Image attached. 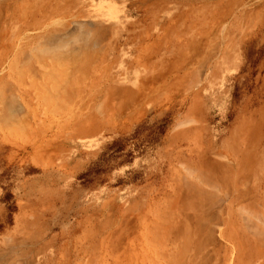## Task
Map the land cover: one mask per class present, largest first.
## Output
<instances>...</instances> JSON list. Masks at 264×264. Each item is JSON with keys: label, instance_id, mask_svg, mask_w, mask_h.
I'll return each mask as SVG.
<instances>
[{"label": "rangeland", "instance_id": "obj_1", "mask_svg": "<svg viewBox=\"0 0 264 264\" xmlns=\"http://www.w3.org/2000/svg\"><path fill=\"white\" fill-rule=\"evenodd\" d=\"M263 246L264 0H0V264Z\"/></svg>", "mask_w": 264, "mask_h": 264}, {"label": "bare ground", "instance_id": "obj_2", "mask_svg": "<svg viewBox=\"0 0 264 264\" xmlns=\"http://www.w3.org/2000/svg\"><path fill=\"white\" fill-rule=\"evenodd\" d=\"M86 12L88 13V11L86 10ZM85 12V13H86ZM114 13L115 12H113V10H109V11H106L105 13H102V14H98V16L99 15H101V17H103V18H105L106 20H109L110 18H111V16H113L114 15ZM89 14V13H88ZM96 15V14H95ZM92 25V24H91ZM91 25H88L87 23H86V21H77V23H76V25H75V27L73 28V29H71L70 30V32H63L62 34H60V35H58V36H55V37H50L49 36V38H45L46 39V43H49L48 44V47L50 46V47H52V48H50L51 50H49V51H51V53L53 52V51H55V49H57L58 50V48H61V47H65V46H68V45H73L75 42H77L78 41V44L80 43V41H82V42H84L86 39H88L89 40V36H87L88 35V33L89 32H94L93 31V28L91 27ZM93 26V25H92ZM96 31V30H95ZM25 38V37H24ZM75 41V42H74ZM81 42V43H82ZM80 43V44H81ZM45 44V43H44ZM75 44H77V43H75ZM48 47H45L44 46V51L42 52L41 51V54L42 53H44V54H46V53H48L47 51H46V49L45 48H48ZM52 49H53V51H52ZM56 50V51H57ZM45 51H46V53H45ZM131 101V100H130ZM133 103V102H132ZM130 104V102H128V105ZM132 105H134V104H131V106ZM130 106V105H129ZM130 106V107H131ZM129 107V108H130ZM12 110H15V109H17V107H16V105L15 104H13L12 105ZM123 109V108H122ZM119 112L121 111V109H119L118 110ZM112 114V113H111ZM185 244V243H184Z\"/></svg>", "mask_w": 264, "mask_h": 264}, {"label": "crops", "instance_id": "obj_3", "mask_svg": "<svg viewBox=\"0 0 264 264\" xmlns=\"http://www.w3.org/2000/svg\"><path fill=\"white\" fill-rule=\"evenodd\" d=\"M264 247V246H263Z\"/></svg>", "mask_w": 264, "mask_h": 264}]
</instances>
